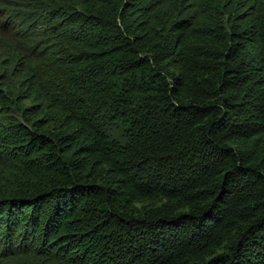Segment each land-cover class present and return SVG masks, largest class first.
I'll list each match as a JSON object with an SVG mask.
<instances>
[{
  "label": "trees",
  "instance_id": "1",
  "mask_svg": "<svg viewBox=\"0 0 264 264\" xmlns=\"http://www.w3.org/2000/svg\"><path fill=\"white\" fill-rule=\"evenodd\" d=\"M0 264H264V0H0Z\"/></svg>",
  "mask_w": 264,
  "mask_h": 264
}]
</instances>
